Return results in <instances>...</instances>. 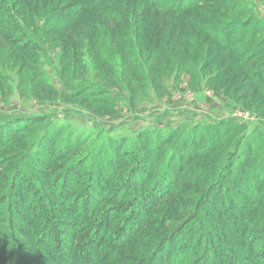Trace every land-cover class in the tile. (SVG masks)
<instances>
[{"label": "rangeland", "instance_id": "obj_1", "mask_svg": "<svg viewBox=\"0 0 264 264\" xmlns=\"http://www.w3.org/2000/svg\"><path fill=\"white\" fill-rule=\"evenodd\" d=\"M51 1L57 4L60 0ZM172 16L169 13H162L165 23L170 24L171 19L174 20ZM182 16L191 20L192 26L186 25L185 29L189 35L195 34L194 40L198 44V48L192 45L189 47V58L186 60L188 64L172 65L171 68L164 66L162 70L154 68L153 72H150L149 66L143 64L142 67L148 73H154V78H157L155 81H149L133 75L131 83L125 82L120 77L123 68L114 55L115 45L108 36L105 20L90 19L88 25L96 29V36L82 37L85 40L80 41V49L76 52L69 38V32L74 29L75 24L70 26L69 30L55 29L53 33L47 35L43 29L41 32L38 31V27L44 21L43 18L38 19L37 25L33 24L31 29L28 27L26 29L37 41L36 50L28 53L27 56H23L13 48L9 40L12 34L8 35L7 32L0 30V126H2L1 131L4 130L3 138H8L2 145L5 146H0V166H3L0 170V222L3 223L6 217L15 221L11 213L12 208L10 209L7 202L2 203L4 193H9L4 177H8L12 165L13 167L21 165L23 161V165L26 161L33 163L32 157L38 155V152L43 160H47L42 150L52 145L50 142L53 135H56L52 150L55 154H59L60 149H69L66 148V144L75 145L76 148L82 145L83 148L77 152L76 148L71 149L70 151H73L71 155H64L63 160L57 159L48 164L38 165L39 169L45 167L48 174L39 175L29 170L30 176L27 177L30 182L22 184L23 189L28 193L32 190V186L35 189L41 186L45 190L55 173L67 165L78 163L82 157L86 158L91 149L97 148L98 144L94 147V143L102 142L101 146L107 147L110 137H126L131 138L128 139L131 144L135 141L140 143L149 160L153 159V163L160 153L153 150V158H151L149 151L151 145L153 147L156 144L139 142L140 133L146 129H149V133L158 130L169 133L170 129H178L180 130L177 131L178 135L183 137L181 146L187 145V139L184 138L189 134L198 135V139L205 135L208 139H212L219 131L220 142L217 140L214 143L217 145L223 141V137L226 139L223 133L227 132L226 135H231L228 131L231 127L230 129L228 127L234 121L244 124V128L231 137L230 141L219 145L209 157L194 161L191 166L194 173L189 175L188 182L182 180L155 209L157 215L154 217L158 216L160 218L157 220L158 223L164 221V224L153 225L146 233L143 231L129 246L109 256L106 264H131L132 262L128 261L134 259L139 260L138 264H143L142 261H145L144 257H146L145 243L152 241L159 243L167 233L189 221H192L190 224L194 227L192 232L197 236L198 233L207 230L204 222L207 217L215 222L216 226H213L217 240L224 237L231 241L234 249L251 253V248L246 246L245 242H248L247 235L251 237L253 230L258 229V224H252V227L246 231L244 229L245 233L242 231L243 233L234 234L225 216L217 218L211 216V210L217 208V204L220 206V199L214 202L211 196H208L211 190L208 187L212 184L211 181H217L231 161H234L233 171L237 174L236 169L241 160L240 157L234 156L239 149L238 142L248 135L247 133L253 136L255 142L249 145L254 156L251 161L245 163L243 171L245 174L242 173L244 180L249 177L255 178V172L264 166V0H206L186 10ZM153 19L151 17L150 21ZM174 22L176 23L175 20ZM172 26L165 29V35L177 37L179 28ZM197 26L207 33L195 31ZM79 28L82 29L81 26ZM224 28L232 43L229 50H224L215 38V35L224 31ZM124 31L130 35L135 32L134 28L129 30L127 28ZM93 50L111 60L112 65L108 67L100 63L96 66L93 61L95 55ZM238 51L243 52V55L237 60ZM87 89L97 90L101 94L78 96ZM80 90H82L80 94H75ZM223 120L227 121L225 122L227 125L220 128L200 127ZM156 133L154 139L160 144L164 139ZM177 139L178 137L174 144H168L166 151L161 152L160 155L165 158L162 157L161 164H156L157 173H160L161 167L167 163V157L174 150L171 147L176 146ZM249 142L248 139L244 141V145L240 148L241 152L247 150ZM27 154L30 156L26 158ZM35 163H37L36 159ZM258 172L256 178L263 182L264 189V173L262 170ZM125 173L124 171V178L129 176ZM190 182L209 185L205 187V192L201 196ZM230 182V179L226 180V183L230 184ZM21 183H24V179ZM179 191L186 192L189 197L179 199ZM23 192L25 194V191ZM191 192L194 198L190 197ZM214 193L215 191L212 194ZM262 194L260 196L264 198ZM198 195L199 197L196 198ZM42 196L45 195L40 194L38 190L29 198L37 197L40 202L44 199ZM48 197L51 200V197ZM7 199L11 198L7 197ZM52 206L56 207V202ZM33 208H31L32 213H34ZM61 209L56 210L60 218L63 210ZM184 209H190V212ZM197 209L199 215L195 213ZM23 213L25 216L26 212ZM50 214L54 216L55 210ZM30 216L32 214L25 217L31 220ZM192 218L194 220H191ZM16 223L17 226L23 225V221L17 217ZM219 224L226 231L225 234L217 227ZM161 227L166 229L159 233ZM259 232L257 230L252 236H256ZM237 240L241 241L239 242L241 245H237ZM262 246H264V238L258 244V250ZM108 248V246L104 247L105 251ZM151 258L154 260L153 256H150ZM154 264L160 263L156 261Z\"/></svg>", "mask_w": 264, "mask_h": 264}, {"label": "trees", "instance_id": "obj_2", "mask_svg": "<svg viewBox=\"0 0 264 264\" xmlns=\"http://www.w3.org/2000/svg\"><path fill=\"white\" fill-rule=\"evenodd\" d=\"M185 1L187 0H60L54 4L51 0H0V30L7 32L8 35L12 34L9 40L13 48L23 56H27L28 53L36 50L37 41L26 29L33 24L37 25L38 19H44L38 31L41 32L43 29L47 35L53 33L55 29L69 30L70 26L75 24L74 29L69 32V38L76 52L80 49V41L85 40L82 37L96 36V29L88 24L90 19L99 18L105 20L108 36L115 45L114 55L123 68L120 77L129 83L133 75L155 81L157 77L154 78V73H148L142 67L143 64L149 66L150 72H153L154 68L162 70L164 66L170 68L172 65L183 66L188 64L186 60L189 58V47L198 46L194 40L195 34L189 35L185 29L186 25L192 26L191 20H187L182 14L206 0ZM162 13L172 14L176 23L172 19L170 24L165 23ZM151 17L154 18L152 21H150ZM170 25L179 28L177 37L165 35V29L170 28ZM127 28L128 30L134 28L133 36L124 31ZM194 30L207 33L198 26ZM226 31L224 28V31H220L215 38L224 50H229L232 43ZM94 50L95 55L92 56L96 66L100 63L108 67L112 65L111 60L100 56L99 52ZM242 53L237 52V60L242 57ZM81 92L82 90L76 91L75 94ZM98 94L101 92L87 89L78 96ZM225 122L227 121H215L214 124L200 125V127L220 128L227 125ZM229 125L228 128L231 129L228 131L231 135H226L227 132L223 133L226 139L223 137V141L217 145L214 143L217 140L220 142L219 131L212 139H208L205 135L202 140L198 139V135L191 133L192 135L189 134L184 138L187 139L186 146L185 144L181 146L183 137L178 135L177 131H180L178 129H170L169 133L155 130L158 134L149 133V129L141 132L139 142L156 144L153 147L151 145L149 151L151 158H153V150L161 154L167 150L168 144H174L178 137L176 146L171 147L174 150L167 157V163L161 167L160 173L156 172L155 166L157 163H162L160 160L162 157L165 158L163 155L159 154L157 160L154 159L152 163L153 159L149 160L140 143L135 141L131 144L128 141L131 138L110 137L108 145L105 144L107 147L101 146L102 142L94 143V147L98 144L97 148L91 149L86 158L82 157L78 163L67 165L55 173L45 190L41 186H37V189L32 186V190L28 193L23 189V185L30 182L27 177L30 174L29 170L39 175L48 174L45 167L39 169L38 165L48 164L52 160H63L67 154L71 155L73 152L70 151L71 149L76 148L75 145L66 144V148L69 149H60L62 154H55L52 150L56 135H53L50 142L52 145L42 150L47 160H43L38 152V155H33L34 157L31 155L34 159L33 163L26 161L23 165V161L21 165L14 167L12 165L10 174L4 177L9 193H4L2 203L7 202L10 209L12 208L11 213L15 221L6 217L3 223L0 222V264H106L109 256L129 246L143 231L146 233L153 225L164 224V221L158 223V216L154 217L157 215L155 209L161 205L163 198L169 196L182 180L188 182L189 175L194 170L191 167L194 161L209 157L219 145L230 141L231 137L245 126L234 121ZM1 127L0 146L6 142V139L8 140L3 138L4 130L1 131ZM155 133L163 137L161 145L156 143ZM247 134L237 144L239 149L234 157H240L241 160L236 169L237 174L233 171L234 161H231L216 182L213 180L210 185H202L201 182L190 183L200 195L209 185L208 189L211 190L209 189L208 196L210 195L214 202L220 199V206L217 204L218 207L211 210V216L215 218L225 216L234 234L242 231L245 233L252 224H258V229L253 230L251 237L247 235L248 242H245V245L251 248V253L234 249L231 241L224 237L217 240L215 222L207 217L204 220L207 230L198 233L197 236H194L195 233L192 232L194 227L190 225L192 221H189L167 233L161 238V242L145 243L146 257H144L145 261H142L143 264H154L156 261L160 264H264V246L259 250L257 248L264 238V209L261 210V207H264V198L260 196L261 193L264 195V189L263 182L256 178L259 170L264 173V166L255 172V178L249 177L244 180L245 163L251 161L254 156L249 145L255 142L253 136ZM247 139L250 140L247 146L248 152L245 150L243 153L240 148ZM82 148V145L78 146L76 152ZM27 156L30 155L27 154L26 158ZM2 169L3 166H0V170ZM124 171L129 175L126 178L123 176ZM23 179L24 183H21ZM227 179L231 180V185L226 183ZM38 190L40 194L45 195L40 202L37 197L29 198ZM22 191H25V194ZM192 193L190 197L194 196ZM7 197L11 199L8 200ZM178 197L182 199L189 195L179 191ZM54 202L56 207L52 206ZM57 209L64 211L60 213L61 218L57 216ZM22 210L26 212L25 216L32 214L31 220L24 216ZM54 210L55 215L51 216L50 212ZM184 211L190 212V209ZM195 213L199 215L198 209ZM16 217L23 221V225H20L23 226L22 228L17 226ZM217 227L222 229L221 224ZM163 229L166 228H159V233ZM257 230L260 232L252 236ZM222 231L225 234L226 231L223 229ZM236 242L237 245H241L239 243L241 241ZM107 246L109 248L105 251L104 247ZM150 256H153L155 261L150 259ZM138 261L134 259L128 262L138 264Z\"/></svg>", "mask_w": 264, "mask_h": 264}]
</instances>
